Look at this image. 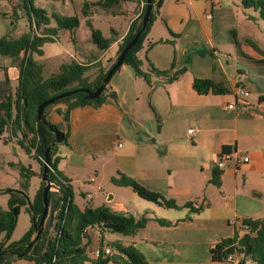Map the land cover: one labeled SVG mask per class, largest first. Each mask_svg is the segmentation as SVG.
I'll use <instances>...</instances> for the list:
<instances>
[{"label":"crops","instance_id":"1","mask_svg":"<svg viewBox=\"0 0 264 264\" xmlns=\"http://www.w3.org/2000/svg\"><path fill=\"white\" fill-rule=\"evenodd\" d=\"M8 2L12 8L20 3ZM124 3L101 8L106 14H115L123 10ZM146 3L136 0L133 15L123 30L114 29L107 49L92 48L91 55L81 50V57L71 55L80 63H99L90 71L92 79L99 68L117 56L132 22L141 16ZM259 21L250 18L241 0H162L138 52L142 70L152 74L150 83L137 76L130 65L123 64L111 76L104 92L107 100L100 107L75 108L69 122L58 111L64 112L66 104L45 110L51 124L70 132L67 143L58 145L55 157L59 158L58 169L71 185L93 173L110 182L124 173L180 205L178 209L168 208L142 198L130 186L116 185L124 190H115L97 207L106 205L149 220L136 234L111 242L105 236L111 231L100 225L88 227L84 244H90L87 253L91 258L96 257L97 249L106 247H110L111 254L117 253L112 244L121 242L134 244L150 264H231L214 262L212 248L238 232L242 234L244 219L264 218V32ZM70 36L73 40V32ZM152 64L169 70V74L155 75ZM23 65L22 54H0V70L4 72L0 73V118L15 112L14 97ZM184 68L186 71L177 80L168 82ZM196 78L212 79L225 93H198ZM237 85L245 86L250 94L239 98ZM229 104L236 107L228 108ZM190 128L193 133H189ZM225 146L248 154L250 160L239 166L229 160L216 184V162ZM23 153L26 152L16 140L6 143L0 138V195L10 199L7 190H17L32 204L43 182L42 165L33 154L26 153L27 158L38 161V169L31 160L27 162ZM18 163L30 167L33 173L13 165ZM98 187L96 191L102 192L103 188ZM53 189L57 192L48 206L56 223L63 195L57 187H51L50 192ZM122 193L130 196L132 204L122 198ZM28 199L24 205L30 210ZM187 202L199 211L185 207ZM157 217L174 225L161 226ZM240 257L245 264H256L251 257ZM11 264L34 262L17 257Z\"/></svg>","mask_w":264,"mask_h":264},{"label":"trees","instance_id":"2","mask_svg":"<svg viewBox=\"0 0 264 264\" xmlns=\"http://www.w3.org/2000/svg\"><path fill=\"white\" fill-rule=\"evenodd\" d=\"M34 1L22 0L23 4H21L22 2L19 3V6L24 5L28 10L30 30L23 33L20 37L10 38L5 36L0 40L1 55L17 56L22 54L24 56L20 82L14 97L15 112L7 118H0V138H3L6 143L16 140L21 149L28 154H33L41 163L43 171L45 150L55 139V133L47 124L51 123L46 118L45 110L52 105L66 104L67 109L64 112L60 109L58 111L63 113L65 120L69 122L70 112L73 109L85 106L100 107L103 105L107 100V95L104 92L107 90L109 82L106 84L102 94L96 98H86V93L80 91L56 100L45 107L43 115L45 120L43 121L38 119L39 105L50 97L69 90L78 88L96 90L101 85L108 71L116 63L125 46L142 27L147 3L141 16L132 22L127 35L119 47L117 56L108 63V65L110 64L108 68V65L99 68L94 79H92L93 76L90 71L93 67L99 66V63L84 64L78 62L75 58L63 63L59 72L45 79L43 77V66L35 60L34 54L43 55L44 44L55 41V37L59 31L67 30L74 33V30L80 25V20L77 15L65 16L54 13L50 17L44 9L36 8ZM126 1L128 0L84 2L83 14L90 17L88 25L92 31V41L100 49H107L112 39L105 38L102 31L93 26L91 22L93 8L98 6L109 9ZM152 4L153 7L147 27L139 37L137 43L126 54L123 62V64L130 65L137 76L144 78L149 83L151 82L152 74L142 70V60L139 58L138 52L143 48L151 25L157 17L158 9L161 7L162 0H152ZM241 4L245 10H253L256 13L250 12V18L264 21V0H241ZM53 20L56 22L55 27L51 26ZM167 42L175 44L174 40H167ZM185 71V68L176 71L168 79V82H174ZM152 72L157 76L169 74V70H161L153 64ZM194 85L200 94L209 92L217 94L225 93V90L212 79L196 78ZM113 97H116L115 94ZM56 127L64 134V138L60 143H67L69 130L64 132L60 127ZM5 134L6 136H4ZM60 143H56L50 150L49 181L51 187H57L63 195L61 209L54 226L55 234L49 239L47 247L41 255H32L30 248L24 258L33 261L34 264H108L109 262L118 264H150L145 255L134 244L124 245L121 242H114L112 244L117 253L110 255L102 254L94 259L88 255V242L84 244V239L87 237L86 229L88 227L100 225L111 232L134 235L146 226L149 219L146 216L137 219L133 215L114 211L106 205L96 208L88 205L84 209H81L75 204L73 187L70 184V180L58 169L59 158L55 157V152ZM231 151L230 146L223 148V152ZM13 165H18L21 171L33 173L32 169L24 164L18 163ZM220 176L221 170H215L213 182L219 184ZM111 182L118 186L132 187L144 199L159 203L168 208H180L175 199L167 198L159 192L145 188L134 178L124 173H121L120 177H112ZM44 185L45 182H42L29 210L32 218L30 229L20 240L12 242H9V238L16 228L21 204L26 202V198L20 191L7 190L11 196L8 201V207L3 208L0 205V254L2 264H11L18 257V254L22 253L30 243L35 232V226L41 220L44 211ZM49 196L50 191L48 200ZM184 205L193 211H199V208H194L191 202H187ZM155 220L164 227L174 225L173 222L165 218L157 217ZM243 224H247L250 229H244L242 234L238 232L233 238H226L212 248L211 254L214 262H226L229 254L236 253L251 257L256 264H264V218H247L243 220ZM2 233H7L6 238H2ZM40 237L41 235L38 239ZM240 264L245 263L241 261Z\"/></svg>","mask_w":264,"mask_h":264},{"label":"rangeland","instance_id":"3","mask_svg":"<svg viewBox=\"0 0 264 264\" xmlns=\"http://www.w3.org/2000/svg\"><path fill=\"white\" fill-rule=\"evenodd\" d=\"M22 2V0H17ZM85 1L96 2L98 0H35L34 5L36 8H42L47 12V15L52 17L54 13L59 15H77L80 20V25L74 30L73 40L70 36L69 31H60L55 37V41L45 43L43 46V55L34 54L35 60L42 64L43 66V77L45 79L51 77L53 74L59 72L60 67L66 61H70L73 56L72 54H78L81 50H87L90 52V55L93 53L91 49L100 51L99 47L95 45L92 41V31L88 25V20L90 17H87L83 14V6ZM136 0H128L124 3L123 10L119 13H109L106 14L102 11V8L96 6L93 8V18L91 22L96 29H100L105 38L112 39L114 35V29L123 30L127 25L129 19L133 15L134 4ZM0 40L5 36L10 38L20 37L23 33L30 30V20L27 8L22 6H17L12 8L8 0H0ZM23 4V2L21 3ZM10 7V8H9ZM247 12H253V10H247ZM261 24L262 32H264V21H259ZM51 26H56L55 20L51 22ZM71 37V38H70ZM95 46V47H94ZM108 65V64H107ZM110 64L107 66V68ZM97 67V66H96ZM1 74H4L0 70ZM23 156L27 158L26 153H23ZM31 159L28 157L27 162ZM31 162L40 169L39 163L37 160H31ZM88 182H91L90 184ZM101 186L103 188L102 192H97L96 188ZM74 190V200L75 203L81 208L84 209L87 205L91 207H97L100 205L101 201L108 198L110 194H113L115 190H124L122 187H116L108 179H101V177H96V174H90L83 178L81 181H76L72 183ZM55 189L51 190L49 196L52 203L55 198ZM88 193L92 194V197H88ZM122 198L128 203L132 204L130 196L122 193ZM8 195H0V203L4 208L8 207ZM27 200V198H26ZM94 201V202H93ZM48 206L47 215L44 221L43 231L41 233L40 239L31 248L30 253L32 255H41L48 244L49 239L54 236L55 229V218L52 216V212ZM31 214L30 211L24 204H21L20 214L17 220V225L13 233L10 235L9 242L20 240L27 229L31 227ZM7 233H2V238H6ZM106 241L111 242L117 237L124 238L125 235L120 233L106 232ZM87 247H90V244L87 243ZM241 255H239V258Z\"/></svg>","mask_w":264,"mask_h":264},{"label":"water","instance_id":"4","mask_svg":"<svg viewBox=\"0 0 264 264\" xmlns=\"http://www.w3.org/2000/svg\"><path fill=\"white\" fill-rule=\"evenodd\" d=\"M152 7H153L152 0H147V8H146L145 15L143 18L142 27L135 34V36L131 39V41L125 46V48L123 49V51L119 55L116 63L108 71V73L106 74L105 78L103 79L101 85L96 90H90L87 88H78V89L69 90V91L60 93L58 95L52 96L39 105V107H38V119L41 121L45 120L43 118V115H44V109L46 106L52 104L56 100L70 96L74 93L83 91L86 93V95H85L86 98H96L99 95H101L102 92L104 91L106 84L109 82L111 76L113 75V73L123 64L126 54L137 43L139 37L145 31V29L148 25L150 16H151ZM47 124L50 127V129L55 133V139L50 143V145L45 150V159H44L45 165H44V170L42 173V181L45 182L44 190H43L44 211H43V215L41 217V220L35 226V232L32 236L30 243L28 244L27 248L22 253L18 254V257H20V258L25 256V254L33 246V244L39 238V236L41 235V233L43 231L44 221H45V218L47 215L48 205H49L48 194H49V191L51 189V183L49 181L50 150L56 143L62 142V140L64 138L63 132H61L55 125L49 124V123H47ZM27 199H28V197H27ZM28 202L30 204V209H31V201L29 199H28ZM0 264H2L1 254H0Z\"/></svg>","mask_w":264,"mask_h":264},{"label":"built area","instance_id":"5","mask_svg":"<svg viewBox=\"0 0 264 264\" xmlns=\"http://www.w3.org/2000/svg\"><path fill=\"white\" fill-rule=\"evenodd\" d=\"M212 1H219V0H212ZM235 92L237 94V96L239 98H245L250 94V91L242 85H237L235 88ZM228 108H234L236 107L235 104H229L227 106ZM189 133H193L194 129L190 128ZM234 160L235 164L237 166H239L242 163H246L250 160V156L248 154H240L237 151H231V152H222L216 162V168L219 170L225 169L226 167H228V161L229 160ZM98 190H102V188L99 186ZM88 197H92V194L88 193ZM236 223V222H235ZM243 230H249L250 227L247 224H243L242 225ZM112 251L110 249V247H106L104 249H97L95 251V256L99 257L100 255L104 254V255H109L111 254ZM226 262H229L231 264H240L241 260L239 258V255L236 253H231L227 256L226 258Z\"/></svg>","mask_w":264,"mask_h":264}]
</instances>
